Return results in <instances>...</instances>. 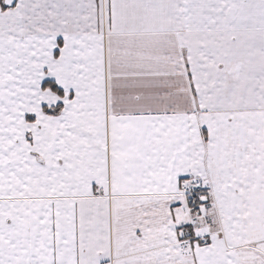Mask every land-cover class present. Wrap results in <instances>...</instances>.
Wrapping results in <instances>:
<instances>
[{"label":"snow or ice","instance_id":"1","mask_svg":"<svg viewBox=\"0 0 264 264\" xmlns=\"http://www.w3.org/2000/svg\"><path fill=\"white\" fill-rule=\"evenodd\" d=\"M0 264H264V0H0Z\"/></svg>","mask_w":264,"mask_h":264}]
</instances>
